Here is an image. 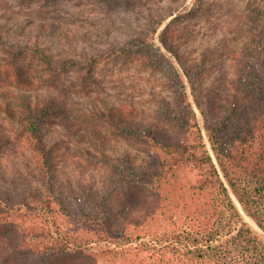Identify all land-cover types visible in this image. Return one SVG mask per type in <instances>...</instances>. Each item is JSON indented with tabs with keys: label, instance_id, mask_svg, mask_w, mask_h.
<instances>
[{
	"label": "rangeland",
	"instance_id": "rangeland-1",
	"mask_svg": "<svg viewBox=\"0 0 264 264\" xmlns=\"http://www.w3.org/2000/svg\"><path fill=\"white\" fill-rule=\"evenodd\" d=\"M200 3L0 0V24H10L12 38L37 41L54 58L68 56L89 62L59 72L45 87L38 86L29 93L33 101L50 99L60 107L41 124V136L49 146L51 179L69 197V203L79 201V206L96 212L102 209L113 222L133 220L128 228L134 232L144 231L145 214L159 204L148 180L125 179L115 166L126 171L150 168L151 157L162 154L161 146L119 131L110 117L96 112L111 111L114 118H126L130 126L152 125L188 141L199 126L210 150L204 115L196 101L207 115L214 108L224 114L231 101L243 109V115L251 114L260 101L248 89L253 88L254 75L262 71L259 58L264 37L261 39L254 28V12L264 10V0ZM161 31L167 44L175 46L179 60L162 44ZM132 38L153 40L161 53L154 48L124 54L110 51L127 46ZM163 55L181 74L184 89L168 72ZM21 63L28 69L38 68L37 60L31 57ZM0 139V193H34L40 198L46 192L40 156L31 139L1 110ZM243 215L260 232L254 221ZM121 248L101 240L82 251L48 254L40 264H122L125 257L114 253ZM133 256L136 254L130 253L126 258ZM143 257L139 254L123 264H139ZM12 262L0 258V264Z\"/></svg>",
	"mask_w": 264,
	"mask_h": 264
},
{
	"label": "trees",
	"instance_id": "trees-1",
	"mask_svg": "<svg viewBox=\"0 0 264 264\" xmlns=\"http://www.w3.org/2000/svg\"><path fill=\"white\" fill-rule=\"evenodd\" d=\"M254 13V28L262 39L264 10L257 8ZM159 24L154 26V34ZM9 25L0 24V110L31 139V146L40 156L46 192L40 198L34 193H0V258L7 262L10 259L13 264H40L48 254L82 251L102 240L107 246L122 247L114 253L125 257L123 263L144 254L139 264H264L263 41L259 58L262 71L254 75L253 88L248 89L260 99L251 114L243 115V109L231 101L224 114L214 108L207 115L196 101L204 115L210 150L199 126L188 141L152 125L130 126L126 118H114L111 111L96 112L110 117L119 131L123 129L163 149L161 155L151 157L150 168L126 171L115 166L125 179L148 180L159 202L154 211L145 214L144 231L134 232L128 228L133 220L113 222L102 209L96 212L79 206V201L69 203V197L51 179L49 146L41 136V124L60 107L50 99L33 101L29 93L38 86L45 87L59 72L89 62L68 56L54 58L37 41L15 40ZM159 39L179 60L175 46L167 44L163 31ZM139 48H154L161 53L153 40L142 38H132L127 46L112 47L110 51L124 54ZM30 57L37 60L38 68L22 65L21 61ZM164 60L168 72L184 89L177 68L167 57ZM243 214L254 221L260 232ZM132 252L136 256L126 258Z\"/></svg>",
	"mask_w": 264,
	"mask_h": 264
},
{
	"label": "bare ground",
	"instance_id": "bare-ground-1",
	"mask_svg": "<svg viewBox=\"0 0 264 264\" xmlns=\"http://www.w3.org/2000/svg\"><path fill=\"white\" fill-rule=\"evenodd\" d=\"M255 225V224H254Z\"/></svg>",
	"mask_w": 264,
	"mask_h": 264
}]
</instances>
